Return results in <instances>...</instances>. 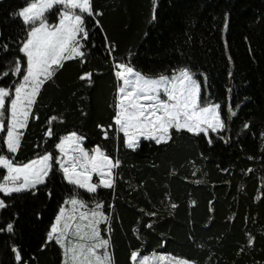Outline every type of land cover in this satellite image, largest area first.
<instances>
[{
  "label": "trees",
  "instance_id": "1",
  "mask_svg": "<svg viewBox=\"0 0 264 264\" xmlns=\"http://www.w3.org/2000/svg\"><path fill=\"white\" fill-rule=\"evenodd\" d=\"M92 3L103 14L87 20L89 37L81 41L85 60L64 61L42 85L17 152L10 153L4 143L6 126L0 130V155L16 164L45 152L57 156L59 138L76 131L88 148L101 145L121 161L113 169L114 187L87 193L64 179L56 162L44 185L11 195L0 192L7 205L0 208V264H18L14 246L27 264H63L62 248L47 240V233L73 194L105 205L109 221L101 225V234L110 240L113 264H134L133 251L170 253L197 264H264V0ZM23 6L24 0H0L2 87L14 88L22 78L11 69L15 58L23 57L18 48L24 26L12 15ZM228 16L230 54L240 77L250 78L256 88L260 110L231 118L227 128L230 61L219 38L211 46L210 29L223 26ZM114 59L150 76H171L185 66L201 81L204 75L210 98L221 105L228 141L216 137L214 147L202 134L185 130L173 131L167 143L147 139L127 148L112 120L119 85ZM84 71L93 73L91 84L79 79ZM110 124L105 139L98 125ZM49 127L52 137L46 135ZM6 174L0 167V178Z\"/></svg>",
  "mask_w": 264,
  "mask_h": 264
},
{
  "label": "snow or ice",
  "instance_id": "2",
  "mask_svg": "<svg viewBox=\"0 0 264 264\" xmlns=\"http://www.w3.org/2000/svg\"><path fill=\"white\" fill-rule=\"evenodd\" d=\"M23 7L12 13L21 19L23 28L18 51L23 57L17 56L12 72L22 75V80L14 87V96L9 87L0 86V117H7L6 137L4 143L10 153H15L20 147L23 133L20 129L26 127L29 115L42 85L51 80L57 70L63 67L64 61L79 58L85 60L86 53L82 51V40L89 37L87 20L93 15L100 16L102 11H94L92 0H24ZM57 14L59 22L52 25L48 22V15ZM155 6L152 19L155 20ZM95 23L98 25L99 20ZM7 50V45L3 46ZM113 48L116 46L113 45ZM25 67L22 69L21 64ZM114 75L122 83L117 88L114 101L115 131L123 133L125 146L129 149L138 147L141 137L154 140L157 144L167 143L172 139V133L187 131L194 135L216 132L226 127L221 116V105L212 102H201V84L195 79L196 73L189 67L174 69L171 76L159 74L150 76L137 71L130 62L115 61ZM8 72L3 73L7 77ZM231 75V73H230ZM93 73L84 71L79 79L92 82ZM11 87V86H10ZM10 101V105L6 104ZM55 119V118H53ZM250 122L244 124L249 128ZM103 137L108 138V129L113 125H98ZM5 129L4 119H0V130ZM46 135H54L51 127ZM264 136V133H261ZM85 137L76 131H71L59 138L54 148L60 155L45 152L27 163H13L5 155H0V165L7 174L0 178V192L6 195L33 189L37 185H44L54 164L59 162L63 178L70 184L95 193L98 186L114 187V172L121 161L113 158L96 145L89 150L83 147ZM211 143V140H209ZM226 171V170H225ZM251 171V170H249ZM99 176V183H93V174ZM46 186V185H45ZM75 207L87 208L85 201L71 195L66 201ZM0 199V208L6 207ZM175 207V205H173ZM103 202H95L90 211L79 213L80 221L86 223L69 222L75 220V215H66L62 206L55 216L47 233V240H55L63 249V264H112L109 251L110 240L101 233V225L107 224L109 217L105 212ZM155 215V213H150ZM151 227V225H148ZM12 231L13 225H6ZM110 232V229H107ZM72 237V238H70ZM252 239L248 243L252 244ZM15 260L18 264H27L23 260L18 248L13 247ZM132 261H137L138 253H131ZM161 262L166 258L160 257ZM149 257L143 256L139 264H148ZM175 264H197L194 260L181 258Z\"/></svg>",
  "mask_w": 264,
  "mask_h": 264
},
{
  "label": "rangeland",
  "instance_id": "3",
  "mask_svg": "<svg viewBox=\"0 0 264 264\" xmlns=\"http://www.w3.org/2000/svg\"><path fill=\"white\" fill-rule=\"evenodd\" d=\"M57 14H51L48 15V22L52 25H55L56 23L59 22V17ZM228 21H229V16L227 18L226 23L223 26L217 27V28H213L210 29V39H211V46H215V42L214 40L217 38H219L221 40V44L224 45L225 47V54L228 57V60L230 61V81L228 83V91H227V96H228V122H227V128L229 127L230 124V120L231 118L237 116V115H242V114H246V113H251V112H258L260 110V101L257 98L253 97L254 92L256 91V88H251V85L249 83V81H251V79H245V77H240V73L238 71V69L236 68V63L234 61V58L232 57L231 53V47L230 44L228 43V38H229V33H228ZM180 34V32H178V35ZM255 67H258V64L255 63ZM143 74V73H142ZM169 76V75H168ZM195 79H197V81L200 82L201 84V102L206 103V102H212V103H216L214 102L211 98H210V93L208 92V88H207V78L203 75V81H201V79L198 78V76H195ZM22 80V78H21ZM20 80V81H21ZM258 78H257V83H258ZM122 83V81H119V84ZM204 83V84H203ZM119 86V85H118ZM257 87V86H256ZM10 88V94L14 96V88ZM6 104L10 105V101L6 100ZM10 116V113H6L5 117H0V119H4L5 121V126L7 125V117ZM30 117V115H29ZM29 120V119H28ZM28 123V121H27ZM27 125V124H26ZM25 129V128H24ZM24 129H20V131L22 132ZM225 131L224 129H220L216 132L211 131V129L209 130L208 133H201L203 136H205V138H207L208 140H211L212 144H213V139L216 137L222 138L221 140H223L224 142L228 141V131H226V133H222ZM149 138L146 137H141L140 140L138 141V145L141 141L143 140H147ZM85 141V140H84ZM83 141V147L86 149H93V148H88ZM214 147H216V145L213 144ZM5 156H7V154H3ZM59 150H58V155L59 156ZM42 156V155H41ZM8 157V156H7ZM39 156L33 158L36 159ZM9 158V157H8ZM10 159V158H9ZM31 159V160H33ZM14 163V162H13ZM27 163V162H26ZM59 164V162H58ZM1 168H4L2 165H0ZM5 169V168H4ZM47 178V177H46ZM45 178V181H46ZM92 182L93 183H99V176L96 175L95 173L93 174L92 177ZM39 186V185H37ZM36 186V187H37ZM102 185L98 186L101 187ZM35 187V188H36ZM78 187V186H77ZM34 189V188H33ZM27 190H31V189H27ZM24 190V191H27ZM83 191L87 192L86 189H82ZM15 193V192H14ZM89 193V192H87ZM77 198L80 200H83L86 202L87 204V208H80L79 205H77L75 207V212L73 213V206L70 203H66L64 205V208L66 209V215L67 216H71V215H75L76 219L70 220L69 222L73 225V229L76 223H86V221H80L79 219V213L83 212V211H90L95 207V202L93 201V199H88L83 195H77ZM72 238V237H70ZM63 250V249H62ZM109 251L111 253L112 256V252H111V247L109 244ZM143 256H148L149 257V261L148 264H175V260L177 259H181L180 257L174 256L170 253H165V252H156V253H152V254H146V255H138V259L137 261L134 262V264H139V259H141ZM165 257L166 259L161 262L160 261V257ZM63 260H64V256H63ZM112 264H113V260H112Z\"/></svg>",
  "mask_w": 264,
  "mask_h": 264
}]
</instances>
